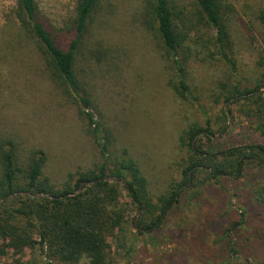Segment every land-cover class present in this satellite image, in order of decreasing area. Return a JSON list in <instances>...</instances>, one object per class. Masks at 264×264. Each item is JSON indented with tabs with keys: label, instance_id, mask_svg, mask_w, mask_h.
Wrapping results in <instances>:
<instances>
[{
	"label": "rangeland",
	"instance_id": "1",
	"mask_svg": "<svg viewBox=\"0 0 264 264\" xmlns=\"http://www.w3.org/2000/svg\"><path fill=\"white\" fill-rule=\"evenodd\" d=\"M147 1L104 0L105 18L95 25L87 50L107 54L95 61L85 50L80 59L82 78L95 120L113 136L115 154L125 151L136 163L153 204L173 185L179 187L180 202L148 231L119 184L120 202L127 213L120 230L108 239L107 264H218L228 254L219 238L244 218L243 213L252 229L241 225L231 238L239 240L237 250L244 254L254 244L247 240L261 227L262 218L251 189L256 181L264 182V168L248 164L239 179L222 177L214 182H208L203 172L191 171L187 182L182 169L187 167L190 153L180 140L194 127L201 134L209 130L211 141L200 134L192 145L204 152L262 142L258 121L242 107L246 102L223 103L217 97L222 84L252 88L258 80L256 63L264 48V0H224L229 8L225 21L234 48L233 70L218 56L215 33L200 21L195 0H172L171 8L182 14L175 19L177 30L187 33L183 68L189 94L185 96L174 90L175 67L148 25ZM37 3L57 29L56 38L63 48L70 38L65 22L74 16L75 0ZM13 11L14 0H0V137L16 143L22 158L31 149L43 150L47 155L45 174L59 187L68 174L90 170L100 160L72 100L51 79L35 46L20 42L17 29L11 26ZM257 93L264 97V87ZM12 258V251L0 242V264H10ZM21 260L25 262L27 256Z\"/></svg>",
	"mask_w": 264,
	"mask_h": 264
},
{
	"label": "trees",
	"instance_id": "2",
	"mask_svg": "<svg viewBox=\"0 0 264 264\" xmlns=\"http://www.w3.org/2000/svg\"><path fill=\"white\" fill-rule=\"evenodd\" d=\"M171 3L172 0H148L146 15L148 25L155 30L165 55L175 67L174 90L185 96L189 94L183 68L187 61V33L177 30L175 19L182 14L176 13ZM195 3L200 21L215 33L214 45L218 56L233 70L234 48L229 42L225 21L228 5L224 0H195ZM105 8L104 0H75L74 16L65 22L69 26L70 38L62 48L56 38L57 29L42 14L37 0H14L11 26L17 29L20 42L35 46L51 79L72 100L78 117L88 129L100 162L85 172L68 174L58 187L45 174L47 155L43 150L31 149L22 158L16 143L0 137V242L3 248L12 251L14 258L10 264H107L108 239L120 230L127 213L126 206L120 202L119 184L140 212L141 226L148 231L160 224L163 215L180 202L179 187L173 185L166 195L157 199V204H153L147 181L136 163L125 151L115 154L112 150L113 136L104 130L92 113L93 102L85 88L82 78L85 73L80 59L85 50L88 51L89 37L95 25L105 18ZM3 35L6 39V31ZM262 43L264 46V39ZM106 54V51L98 49L89 50L87 56L101 61ZM258 55L259 77L254 86L222 84L217 99L238 105L239 101H245L242 107H245L247 116L258 121L257 130L262 142L223 152H204L201 147L192 146L201 131L190 128L180 140L190 153L187 167L182 169L187 182L191 171L192 174L203 172L209 177L208 182H214L222 177L239 179L248 164L264 168V97L257 93L264 87V48ZM222 113L226 117L225 110ZM208 131L201 137L211 141ZM112 179L117 182L110 181ZM82 183L91 185L82 186L77 193ZM251 198L261 209L262 218L261 227L256 228L251 240H247L253 241L255 246L253 244L244 254L237 250L239 240L231 238L232 232L241 225L245 224L248 231L252 229L251 223L245 220L246 213L242 211L244 218L231 224L219 238L225 243L228 254L226 258L219 259L218 264H264L263 181H256L253 185ZM148 219H151L150 223ZM24 256L27 260L22 262L21 257Z\"/></svg>",
	"mask_w": 264,
	"mask_h": 264
},
{
	"label": "water",
	"instance_id": "3",
	"mask_svg": "<svg viewBox=\"0 0 264 264\" xmlns=\"http://www.w3.org/2000/svg\"><path fill=\"white\" fill-rule=\"evenodd\" d=\"M112 181L117 182L116 179H115V180H112ZM123 181H124V180H123ZM90 185H91L90 183H82V184L80 185V187H79L77 193H79V192L81 191L82 186H90ZM134 225L137 227L136 222H134ZM140 231H142V230H140Z\"/></svg>",
	"mask_w": 264,
	"mask_h": 264
}]
</instances>
